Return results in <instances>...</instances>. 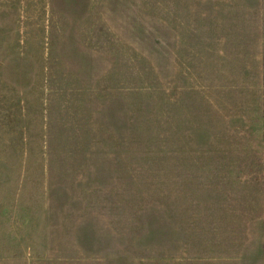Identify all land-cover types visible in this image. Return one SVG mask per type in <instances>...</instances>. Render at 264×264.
<instances>
[{
	"label": "rangeland",
	"instance_id": "rangeland-1",
	"mask_svg": "<svg viewBox=\"0 0 264 264\" xmlns=\"http://www.w3.org/2000/svg\"><path fill=\"white\" fill-rule=\"evenodd\" d=\"M0 264H264V0H0Z\"/></svg>",
	"mask_w": 264,
	"mask_h": 264
}]
</instances>
